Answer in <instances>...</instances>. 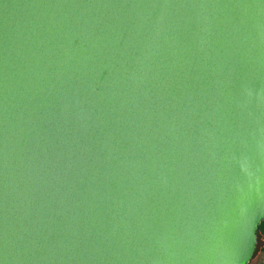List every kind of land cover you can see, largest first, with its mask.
<instances>
[{
	"label": "water",
	"instance_id": "obj_1",
	"mask_svg": "<svg viewBox=\"0 0 264 264\" xmlns=\"http://www.w3.org/2000/svg\"><path fill=\"white\" fill-rule=\"evenodd\" d=\"M262 221L264 0H0V264H248Z\"/></svg>",
	"mask_w": 264,
	"mask_h": 264
},
{
	"label": "trees",
	"instance_id": "obj_2",
	"mask_svg": "<svg viewBox=\"0 0 264 264\" xmlns=\"http://www.w3.org/2000/svg\"><path fill=\"white\" fill-rule=\"evenodd\" d=\"M264 221L261 222V224L258 227V231H257V245H256V249L255 252L253 254L252 257H254L256 255V253L263 247L264 248Z\"/></svg>",
	"mask_w": 264,
	"mask_h": 264
},
{
	"label": "rangeland",
	"instance_id": "obj_3",
	"mask_svg": "<svg viewBox=\"0 0 264 264\" xmlns=\"http://www.w3.org/2000/svg\"><path fill=\"white\" fill-rule=\"evenodd\" d=\"M248 264H264V248L262 247Z\"/></svg>",
	"mask_w": 264,
	"mask_h": 264
},
{
	"label": "clouds",
	"instance_id": "obj_4",
	"mask_svg": "<svg viewBox=\"0 0 264 264\" xmlns=\"http://www.w3.org/2000/svg\"><path fill=\"white\" fill-rule=\"evenodd\" d=\"M241 167H242V170H243V171H245V172L247 171V169L245 168L244 165H242ZM256 182H257V184L260 183V179H259V177L256 178Z\"/></svg>",
	"mask_w": 264,
	"mask_h": 264
},
{
	"label": "crops",
	"instance_id": "obj_5",
	"mask_svg": "<svg viewBox=\"0 0 264 264\" xmlns=\"http://www.w3.org/2000/svg\"><path fill=\"white\" fill-rule=\"evenodd\" d=\"M263 240H264V238H263Z\"/></svg>",
	"mask_w": 264,
	"mask_h": 264
}]
</instances>
